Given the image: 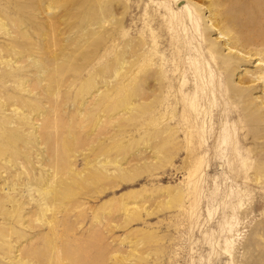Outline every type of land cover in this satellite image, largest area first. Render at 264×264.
Listing matches in <instances>:
<instances>
[{
    "label": "rangeland",
    "instance_id": "obj_1",
    "mask_svg": "<svg viewBox=\"0 0 264 264\" xmlns=\"http://www.w3.org/2000/svg\"><path fill=\"white\" fill-rule=\"evenodd\" d=\"M0 264H264V0H0Z\"/></svg>",
    "mask_w": 264,
    "mask_h": 264
},
{
    "label": "bare ground",
    "instance_id": "obj_2",
    "mask_svg": "<svg viewBox=\"0 0 264 264\" xmlns=\"http://www.w3.org/2000/svg\"><path fill=\"white\" fill-rule=\"evenodd\" d=\"M179 1H180V0H175V2H176L177 4H178ZM177 8H178V7H177ZM183 8H187V3H185L184 5H182L181 8H179V9L181 10V9H183ZM226 138H227V136H223L222 139H221V141H222V142H226V140H225ZM227 139H228V138H227Z\"/></svg>",
    "mask_w": 264,
    "mask_h": 264
}]
</instances>
